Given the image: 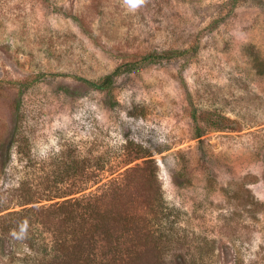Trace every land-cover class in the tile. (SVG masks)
Instances as JSON below:
<instances>
[{"label": "rangeland", "instance_id": "rangeland-1", "mask_svg": "<svg viewBox=\"0 0 264 264\" xmlns=\"http://www.w3.org/2000/svg\"><path fill=\"white\" fill-rule=\"evenodd\" d=\"M87 148L175 210L126 264H264V0H0V264H35Z\"/></svg>", "mask_w": 264, "mask_h": 264}, {"label": "trees", "instance_id": "trees-1", "mask_svg": "<svg viewBox=\"0 0 264 264\" xmlns=\"http://www.w3.org/2000/svg\"><path fill=\"white\" fill-rule=\"evenodd\" d=\"M79 80L104 91L111 86L113 77L107 75L100 83L81 77ZM192 118L198 122L196 113ZM206 122L213 128L235 130L234 126ZM201 135L198 133L196 137ZM92 151L86 149L82 168L72 183L63 186L65 175H60L47 195L39 197L55 200L82 192L78 198L52 205L55 218L49 219V237H25L30 253L40 255L34 259L35 264H57V260L61 264H126L139 259L148 248V242L159 245L172 239L160 221L174 214L175 210L166 204L154 179L155 174L150 172L146 174L149 178L145 177L138 165L118 173L107 172L103 156ZM135 158L138 157L126 161L130 163ZM140 177H144L147 185L137 186L136 180ZM33 202L32 199L26 200V203Z\"/></svg>", "mask_w": 264, "mask_h": 264}]
</instances>
